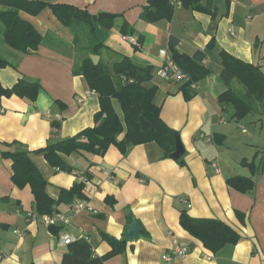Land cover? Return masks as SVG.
Segmentation results:
<instances>
[{"label": "crops", "instance_id": "crops-1", "mask_svg": "<svg viewBox=\"0 0 264 264\" xmlns=\"http://www.w3.org/2000/svg\"><path fill=\"white\" fill-rule=\"evenodd\" d=\"M41 1L70 4L97 16L102 12L115 15L105 23L109 28L95 22L104 44L101 58L112 63L128 56L139 65L154 67L149 84L158 86L161 116L181 134L185 153L178 160L164 158L156 143H146L123 155L111 145L103 155H64L74 168L69 173L51 166L43 154L31 152L52 198L57 200L62 188L85 183L83 198L59 205L57 213L69 222H59L58 233L40 218L29 216L36 212L32 188L16 185L13 160L0 154V264H61L68 250V244L60 242L62 233L74 241L88 236L99 256L112 249L103 234L126 238L125 251L104 264H264V107L251 119L248 115L238 120L233 117V105L218 98L227 88L220 77V50L260 64L264 74V0H200L205 10L177 6L172 17L156 21L141 18L149 0ZM19 16L37 28L43 42L37 50L18 51L5 43L1 26L0 56L10 65L0 67V84L12 87L25 78L38 80L41 90L33 102L16 94L1 99L0 152L33 151L74 136L95 125L94 115L101 108L99 96L75 70L93 55L85 38L76 42L75 32L49 6L37 15L21 10ZM124 22L134 28L133 35L121 32ZM171 35L179 38L182 52L208 51L204 62L212 72L187 88L189 98L179 89L184 80L159 75L170 58L165 52ZM127 36H142L141 47H135ZM211 40H215L212 49L208 47ZM233 87L243 90L238 82ZM112 102L123 117L119 101ZM55 122H60V128L54 127ZM244 159L253 166L242 163ZM237 176L252 178L254 186L246 191L231 186L228 179ZM75 201L97 212L77 210ZM183 209L194 218L225 222L239 240L218 251L207 248L182 226ZM134 217L141 230L130 239L125 234ZM175 243L189 245L190 253L165 260L163 255Z\"/></svg>", "mask_w": 264, "mask_h": 264}, {"label": "trees", "instance_id": "trees-1", "mask_svg": "<svg viewBox=\"0 0 264 264\" xmlns=\"http://www.w3.org/2000/svg\"><path fill=\"white\" fill-rule=\"evenodd\" d=\"M199 1L183 0V6L205 10ZM0 4L4 8L0 10V27H3L4 41L10 47L24 53L39 48L43 42V35L31 22L21 18L19 11L37 15L49 6L59 21L75 32L76 42L79 37L85 38L89 52L103 56L104 44L97 35L95 22L100 21L109 28L111 25L105 23L111 19H99L87 9L70 4L41 0H0ZM174 9L169 0H149L147 8L141 13V18L146 21L170 18ZM120 30L124 35L135 33L128 22H124ZM138 40L142 42V36ZM178 44L179 38L171 35L169 38L171 59L188 76V80H184L179 89L189 98L187 88L204 80L212 72V68L204 62L208 56L207 50L197 49L195 53L188 54L180 51ZM214 46L215 40H211L208 47L212 49ZM220 57V77L227 89L219 94V101L223 104H232L233 117L238 120L262 111L264 74L261 65L242 60L225 49L220 50ZM8 65L10 62L0 56V67ZM153 69L152 65H139L128 56H121L112 63H107L101 58L98 64L87 56L75 70L86 78L90 88L99 96L101 108L94 115L95 125L81 130L74 136L50 142L33 151L16 149L0 152L3 157H10L13 160V181L16 185L21 188L27 184L31 186L35 197V213L54 214L58 212L60 204L72 203L77 198H83L85 183L76 182L69 189L62 188L59 198L57 200L52 198L47 192L48 181L30 157L31 152L43 154L54 168L72 173L74 168L65 161L64 155L73 153H81L84 156L88 153L103 155L111 145L117 146L123 155H127L131 147L146 143H156L162 150L164 158L169 157L175 150L173 129L162 118L161 105L156 100L158 86L149 84L153 78ZM234 81L243 86V90L234 88ZM40 90L41 83L38 80L29 81L25 78H21L12 87L0 84V104L4 96L14 94L33 102ZM113 99L119 101L123 117L116 111ZM56 102L65 107L63 102L58 100ZM53 125L56 128L61 126L60 122ZM242 163L253 166V162L249 163L246 159L242 160ZM228 183L243 191L254 186L253 179L245 176L230 178ZM180 222L191 235L213 251L220 250L228 243H237L240 238L225 222L212 218H194L186 209L181 211ZM49 227L52 232L58 233L56 225ZM103 236L112 246L108 253L102 256L95 255L94 246L87 236L68 244L61 264H104L107 259L125 251L126 238L118 239L106 233Z\"/></svg>", "mask_w": 264, "mask_h": 264}, {"label": "built area", "instance_id": "built-area-1", "mask_svg": "<svg viewBox=\"0 0 264 264\" xmlns=\"http://www.w3.org/2000/svg\"><path fill=\"white\" fill-rule=\"evenodd\" d=\"M170 4L173 5L174 7L177 6H182L183 5V0H169ZM127 38L133 43V45L135 47H141V42L138 40V38L134 37V36H127ZM166 56L169 55V50L165 52ZM161 77L165 78V79H172L175 81H180V80H187L188 76L183 73L178 66L172 61L171 56L168 60H165L161 69H160V74ZM213 167L216 170H219L218 164L217 163H213L212 164ZM74 208H76L77 210L80 209H88L94 213L97 212L96 209H93L91 206L84 204L83 202L80 201H75L74 203ZM30 217L36 219V218H40L42 220L43 223L51 226V225H57L59 222H63V223H68L69 222V218L66 217L65 215L61 214V213H54V214H45V215H39L37 213H30L29 215ZM74 241V238L67 233H62L60 235V242L62 244H69L71 242ZM191 251V248L189 245L186 244H178L175 243L172 247L169 253H165L163 255V258L165 260H172L174 258L177 257H184L187 254H189Z\"/></svg>", "mask_w": 264, "mask_h": 264}, {"label": "water", "instance_id": "water-1", "mask_svg": "<svg viewBox=\"0 0 264 264\" xmlns=\"http://www.w3.org/2000/svg\"><path fill=\"white\" fill-rule=\"evenodd\" d=\"M114 16L115 15L110 14V13H106V12H102V13L98 14L99 19L113 18ZM91 58L95 64H98L101 57H100V55L93 54V55H91ZM173 136L175 139V150L173 152H171L169 154V156L175 160H178L179 158H181L184 155L185 146H184V143L182 141L181 134L178 131L173 130ZM140 230H141V226L139 224V221L137 220V218L134 217L132 220V223H131V225H130V227L127 230L125 235L127 238L134 239V238H136V236L138 235Z\"/></svg>", "mask_w": 264, "mask_h": 264}, {"label": "rangeland", "instance_id": "rangeland-1", "mask_svg": "<svg viewBox=\"0 0 264 264\" xmlns=\"http://www.w3.org/2000/svg\"><path fill=\"white\" fill-rule=\"evenodd\" d=\"M234 84H236V81H234ZM227 89V88H226ZM255 114H251L248 119H251Z\"/></svg>", "mask_w": 264, "mask_h": 264}]
</instances>
